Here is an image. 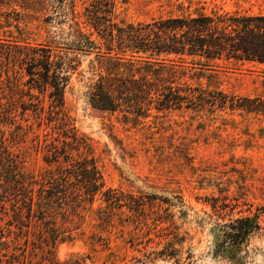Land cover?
<instances>
[{"label":"rangeland","instance_id":"1","mask_svg":"<svg viewBox=\"0 0 264 264\" xmlns=\"http://www.w3.org/2000/svg\"><path fill=\"white\" fill-rule=\"evenodd\" d=\"M179 1L187 5L186 0H115V20L178 13ZM195 1L206 12L264 15V0H191L190 11L199 5ZM86 3L75 0V10L81 12ZM49 16V10L34 12L14 1L0 5V38L68 43L67 25ZM90 57H81L78 70L86 69ZM196 62L213 76L211 86L257 98L251 104L256 109L151 110L144 120L148 126L142 127L117 112L91 107L74 73L63 116L49 113L44 99L43 112L16 115L21 127L0 123V139L23 173L40 181L90 156L104 188L133 194L141 202L135 208L109 206L96 194L89 204L82 201L84 188L70 176L67 190L80 201L57 216L59 230L69 237L51 246L34 235L33 224L20 228L13 200L0 197L2 264H49L44 257L64 260L73 253L85 256L87 264H264V64L232 58ZM60 117L90 150L69 145L64 161ZM33 187L35 193L38 184ZM245 217L255 224L247 235L236 231L248 226L241 220Z\"/></svg>","mask_w":264,"mask_h":264},{"label":"trees","instance_id":"2","mask_svg":"<svg viewBox=\"0 0 264 264\" xmlns=\"http://www.w3.org/2000/svg\"><path fill=\"white\" fill-rule=\"evenodd\" d=\"M13 1L34 12L49 10L53 16L49 19L67 25L69 40L57 46L47 41L29 43L0 38V123L21 127V123H16V115L22 118L27 111L43 112L44 99L49 113L63 116L65 93L74 73L83 84L84 97L91 107L117 112L124 120L142 127L148 126L144 120L151 110H213L226 106L231 110L256 109L251 104L257 98L237 97L211 86L213 76L205 73L206 68L194 65L202 58L264 64V15L206 12L199 1L194 2L199 5L190 11L192 2L186 0V6L181 1L176 4L178 13L148 21L118 22L115 0H87L81 12L75 10V0H0V5ZM86 56H92L86 69L78 70L81 57ZM204 77L205 84L201 81ZM60 119L64 161L69 145L90 150L84 138L67 127L68 121ZM59 153L55 149V157ZM70 176L84 188L86 196L82 201L88 200L89 204L100 194L109 206L141 205L133 194L104 188L100 170L90 156L67 163L39 181L19 169L17 159L0 139V197L13 200L20 228L33 224L34 235L51 246L69 237L59 230L57 216H64L70 206L80 201L67 190ZM34 184H38L35 193ZM241 220L248 226L236 231L247 235L255 227L254 221L249 217ZM0 244L4 242L0 240ZM4 255L0 250V264ZM44 259L49 264H87L85 256L78 253L69 254L64 260L54 255Z\"/></svg>","mask_w":264,"mask_h":264}]
</instances>
